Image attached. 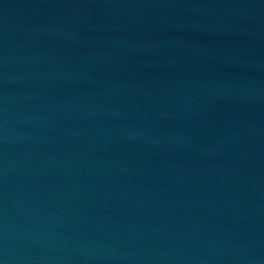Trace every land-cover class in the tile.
Segmentation results:
<instances>
[{
	"label": "water",
	"instance_id": "water-1",
	"mask_svg": "<svg viewBox=\"0 0 264 264\" xmlns=\"http://www.w3.org/2000/svg\"><path fill=\"white\" fill-rule=\"evenodd\" d=\"M0 264H264V0H0Z\"/></svg>",
	"mask_w": 264,
	"mask_h": 264
}]
</instances>
